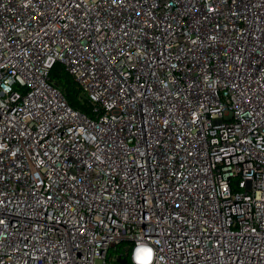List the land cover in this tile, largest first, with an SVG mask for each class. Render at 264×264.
<instances>
[{"label":"built area","instance_id":"obj_1","mask_svg":"<svg viewBox=\"0 0 264 264\" xmlns=\"http://www.w3.org/2000/svg\"><path fill=\"white\" fill-rule=\"evenodd\" d=\"M141 246L264 264V0H0V264Z\"/></svg>","mask_w":264,"mask_h":264},{"label":"trees","instance_id":"obj_2","mask_svg":"<svg viewBox=\"0 0 264 264\" xmlns=\"http://www.w3.org/2000/svg\"><path fill=\"white\" fill-rule=\"evenodd\" d=\"M52 80L65 93L70 104L79 110L89 111V105L85 101L84 95L77 87L74 79L69 75L60 64L56 65L51 72Z\"/></svg>","mask_w":264,"mask_h":264},{"label":"snow or ice","instance_id":"obj_3","mask_svg":"<svg viewBox=\"0 0 264 264\" xmlns=\"http://www.w3.org/2000/svg\"><path fill=\"white\" fill-rule=\"evenodd\" d=\"M115 2L116 0H113V3ZM209 11H214V9L209 8ZM138 251L143 254L141 258V264H150L152 258V249L141 246Z\"/></svg>","mask_w":264,"mask_h":264},{"label":"water","instance_id":"obj_4","mask_svg":"<svg viewBox=\"0 0 264 264\" xmlns=\"http://www.w3.org/2000/svg\"><path fill=\"white\" fill-rule=\"evenodd\" d=\"M122 262L124 263V262H126V260L125 259H122Z\"/></svg>","mask_w":264,"mask_h":264}]
</instances>
